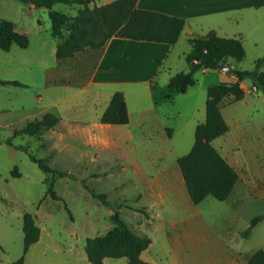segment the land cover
<instances>
[{
	"label": "rangeland",
	"instance_id": "374dc122",
	"mask_svg": "<svg viewBox=\"0 0 264 264\" xmlns=\"http://www.w3.org/2000/svg\"><path fill=\"white\" fill-rule=\"evenodd\" d=\"M54 8L76 15L79 6L58 4ZM2 19L16 23L28 35L29 45H13L8 52L0 49V264H11L24 254L25 213H31L41 228L39 242L25 255L26 264H92L85 252L86 241L106 234L114 226L111 216L117 210L136 233L151 238L153 245L144 251L143 259L155 264H221L223 245L215 243L213 247V239L218 236L224 244L243 247L244 256L257 247L264 248V219L257 224L253 236L243 235L251 219L264 214V94L254 89L250 79L241 83L246 91L243 100L222 105L230 130L213 141L214 147L238 171L239 181L230 200L208 196L195 204L177 159L191 151L196 126L206 120L207 90L220 82L217 68L198 70L197 84L186 94L176 95L173 109H180L181 115L177 121H169L177 131L172 145L155 133L156 141L148 147H88L78 126L99 119L114 93L109 85L88 87L98 51L86 50L71 59L58 60L56 50L61 39L52 35L48 10L42 6L0 0ZM69 30L70 26L63 29V36ZM242 38L246 58L241 62L228 59L227 64L231 62L240 70L251 71L264 55V36L247 30ZM175 47L155 77L159 87L151 90L152 97H163L161 86L187 69L182 54L190 46L184 43ZM6 81H19L24 86ZM149 91L144 88L137 95L128 93L130 106H138L141 97L149 100ZM146 103L151 105L150 101ZM47 112L56 114L60 123L39 135L13 139L15 145L26 150L6 144L14 129ZM140 132L135 126L132 128L136 142L144 136ZM29 153L66 172L55 178L54 190L61 200L47 193V181L53 175L43 172ZM147 180H160L162 186L163 196L155 207L158 199L148 198L145 192ZM91 192L105 194L109 205ZM138 194L143 196L139 202L135 197ZM143 206L147 212L137 208ZM186 217L204 226L193 231L196 244L192 248L184 244L183 252L176 258L174 239ZM103 264L128 261L125 257L106 258Z\"/></svg>",
	"mask_w": 264,
	"mask_h": 264
},
{
	"label": "trees",
	"instance_id": "16d2710c",
	"mask_svg": "<svg viewBox=\"0 0 264 264\" xmlns=\"http://www.w3.org/2000/svg\"><path fill=\"white\" fill-rule=\"evenodd\" d=\"M25 5L42 6L48 9L51 20L52 35L60 38L56 50L58 60H67L86 50H100L106 43L116 38H126L136 41H149L174 45L178 42L186 21L183 18L164 13L142 10L137 7L138 0H114L101 6L90 8L92 0H19ZM254 8L264 6V0H249ZM58 4L77 5L84 7L77 15H69L54 7ZM70 26L69 34L63 36V29ZM13 45L26 48L29 45L28 35L18 29L13 21L0 20V49L10 51ZM192 49L186 56L188 71L173 75L163 97L171 99L175 94L186 93L190 87L197 84L195 73L201 69L217 68L225 65L229 58L241 62L246 58V49L239 37H222L215 31L191 40ZM238 81L233 84L218 83L207 90L206 120L199 123L195 129V141L191 151L177 159L188 194L195 204L206 197L212 196L219 201H226L239 181L238 171L214 147L213 141L226 134L230 128L221 108L226 101L242 100L246 91L241 81L250 79L254 88L264 94V55L255 62L254 70L233 69ZM7 84L24 86L19 81H6ZM60 118L47 112L41 118L29 121L24 127L14 129L12 137L6 139V144L16 149L23 146L14 144L13 139L20 135L36 136L44 130L54 128ZM100 123L126 125L129 114L125 94L122 91L113 93L110 102L104 110ZM30 159L45 173L53 178L47 181V193L55 200H61L55 190L56 176H64L65 171L51 167L44 159L29 153ZM92 195L109 205L106 195L91 192ZM146 213V212H145ZM114 226L104 235L88 238L85 252L92 264H103L106 258H127L128 264H153L141 258V254L149 248L152 240L147 235H139L120 216L119 210L111 216ZM264 219V214L251 219L250 226L243 235L248 237L251 230ZM24 254L11 264H26L25 255L32 245L41 237V228L37 225L31 213L23 217ZM248 264H264V250L260 249L249 259Z\"/></svg>",
	"mask_w": 264,
	"mask_h": 264
},
{
	"label": "crops",
	"instance_id": "0c3cea01",
	"mask_svg": "<svg viewBox=\"0 0 264 264\" xmlns=\"http://www.w3.org/2000/svg\"><path fill=\"white\" fill-rule=\"evenodd\" d=\"M103 1V4H107L114 0ZM95 5L101 6L97 4L96 0H92L89 4L90 8ZM137 7L142 10L155 11L183 18L186 21L184 30L178 42L174 45L114 37L110 39L102 49L98 50V61L90 76L91 79L88 83V87L97 89L109 85L113 87L114 93L116 91L124 92L129 114V123L126 125L100 123V118L110 102L113 95L112 93L99 119L90 122L88 125L83 124L82 126H78L81 139L86 141L85 145L88 147L94 146L102 149L120 148L124 145L148 147L149 144L156 141L154 138L155 133L162 135V139L167 144L172 145L177 131L169 121H172V119L177 121V117L181 115L180 109H173L176 106V95L179 93L175 94L171 99H167L165 97H152L151 90L159 87V84L155 81V77L165 60L175 50V46L178 44H182L183 46L184 43L190 46V49L187 50L188 52H183L182 54L186 58L192 49L191 40L204 36L212 30L222 37H239L242 39V42V35L247 30L254 31L264 36V6L256 9L251 5L249 0H138ZM80 10H84V7L79 6L77 14ZM243 24L246 26L247 30L244 28ZM183 49V51H185V48ZM227 60L225 61V66L238 69L231 62L228 65ZM217 69L220 72L219 83L233 84L238 81V78L233 73H228L219 68ZM188 70L189 64L187 62V69L185 71ZM168 83L169 81L167 84ZM167 84H163L161 89L166 90ZM144 88L150 90L149 94L151 97H148L149 100L146 99V97H141L138 106L135 104L130 106L127 96L128 93L137 95ZM141 100H143V102H141ZM146 101H150L151 105L148 106ZM229 103L228 100L224 104ZM167 104H170V108H167ZM134 126L140 129V133L144 135L138 142H136L132 134V128ZM146 134L151 135L147 136ZM144 184L148 198L152 196V198L158 199L156 203H154V201L152 202L155 207L163 196L160 192L162 187L160 180H147L144 181ZM232 194L226 201L230 200ZM135 197L139 202L143 196L142 194H138L135 195ZM137 208H141L147 212L144 206ZM186 218L187 220L179 227V230H181L180 234L174 239V252L176 258L183 252L184 244L190 246V248L196 244L197 240H194L193 231L204 226L199 222L190 221L189 217ZM258 226L259 225L253 228L248 238L253 236ZM141 228L145 229L146 227ZM245 240L248 239L246 238ZM213 241V247L215 243H222L223 245V261L221 264H248L249 259L255 252L260 249L264 250L263 247H257L252 250L249 255L244 256L245 251L243 247L236 248L228 243L224 244V241L221 240L219 236L213 239ZM151 245H153V242ZM147 250L149 251V249ZM145 252L141 254L142 259ZM145 261L151 262L149 259Z\"/></svg>",
	"mask_w": 264,
	"mask_h": 264
},
{
	"label": "water",
	"instance_id": "95a60500",
	"mask_svg": "<svg viewBox=\"0 0 264 264\" xmlns=\"http://www.w3.org/2000/svg\"><path fill=\"white\" fill-rule=\"evenodd\" d=\"M217 68L221 69V70H224L228 73H233V69L231 67H227L225 65H217Z\"/></svg>",
	"mask_w": 264,
	"mask_h": 264
}]
</instances>
